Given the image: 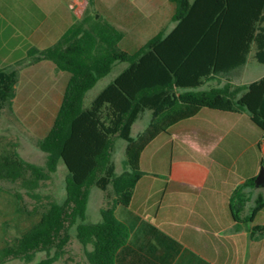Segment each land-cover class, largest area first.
Here are the masks:
<instances>
[{"label": "trees", "instance_id": "16d2710c", "mask_svg": "<svg viewBox=\"0 0 264 264\" xmlns=\"http://www.w3.org/2000/svg\"><path fill=\"white\" fill-rule=\"evenodd\" d=\"M169 1L174 4V27L153 35L133 52L120 47L123 32L93 10V0L56 42L28 49L32 62L51 60L69 77L49 130L34 140L45 153L43 164L22 157L18 140L0 138V181L25 189L36 200L28 212L39 215L0 247V264L11 259L31 262L38 252L45 256L34 264H52L66 254L72 227L89 264H114L129 235L115 209L130 203L143 174L142 150L159 133L201 108L246 112L264 134V75L249 83L220 77L245 64L251 53L264 63V0ZM117 61L127 66L84 106L86 92ZM17 80V69L0 66V116L15 95ZM212 81L216 84L207 86ZM147 111V124L133 136V123ZM116 138L126 142L125 169L119 174L112 159ZM60 160L67 168L61 202L39 191ZM254 178L236 186L230 197L234 220L247 226L250 234L263 230L253 223L264 207L263 194L242 216ZM93 186L104 192L105 200L100 219L86 222ZM14 195L21 198L16 190Z\"/></svg>", "mask_w": 264, "mask_h": 264}, {"label": "crops", "instance_id": "0c3cea01", "mask_svg": "<svg viewBox=\"0 0 264 264\" xmlns=\"http://www.w3.org/2000/svg\"><path fill=\"white\" fill-rule=\"evenodd\" d=\"M121 2V9L129 12L147 7L143 0ZM88 6L89 0H0V66L17 69L11 101L15 111L24 108L28 113L51 112L55 116L69 73L48 59L32 62L28 49H43L56 42ZM92 8L123 32L119 45L129 52L160 31L169 32L175 24L174 4L151 0L147 9L153 20L150 36L142 44L127 48V32L139 35L140 28L133 25L126 31L117 26L95 7V0ZM117 64L122 67L117 69ZM126 66V62L117 61L111 70L116 67L118 74ZM47 79L53 85L49 96L48 86L38 90L34 85ZM37 121L29 127L37 137H43L52 122L39 132L42 120L39 117ZM133 125V136L144 128L133 134ZM255 126L246 112L204 107L153 138L141 152L143 174L130 203L115 209L129 235L116 252L114 264H264V207L253 221L263 230L250 234L247 226H239L234 220L230 203L233 189L255 177L264 165V134ZM19 147L20 143V153ZM261 190L264 187L247 189L242 216Z\"/></svg>", "mask_w": 264, "mask_h": 264}, {"label": "rangeland", "instance_id": "374dc122", "mask_svg": "<svg viewBox=\"0 0 264 264\" xmlns=\"http://www.w3.org/2000/svg\"><path fill=\"white\" fill-rule=\"evenodd\" d=\"M120 1V2H119ZM136 1V0H132ZM151 0H143V4L147 7L143 11H124L121 9L123 3L121 0H95V7L101 10L108 18H110L117 26L129 31L133 25L140 28V34H129L127 32L124 39V46L127 48H133L138 44H142L145 39L151 34L152 17L151 13L147 10L149 8ZM166 14V11H163ZM127 18V19H126ZM170 22V21H169ZM27 60V57L25 58ZM122 64H117V69L121 68ZM116 67L104 77L100 78L94 87L88 90L84 97V106L89 105L96 93L107 84L110 79H113L116 72ZM68 73V72H66ZM264 75V63L258 62L250 54L248 61L245 65L228 73H221L220 77H230L236 83H249L255 79ZM216 84V81H212L207 84ZM35 89H43L44 86H48L47 96L51 94L52 84L48 81L34 83ZM47 87V88H48ZM12 101V100H11ZM39 117L42 121L41 132L46 130L52 122L54 114L49 112L44 115H36L28 113L24 108H18L15 111L10 102L4 109L0 116V138L18 140L20 143L21 155L36 164H43L45 160V153L35 146L34 140L37 138V133H33L29 127V124L39 123ZM150 117L149 112H145L133 125V134L136 131L141 130L148 122ZM256 130L262 132V130L256 125ZM125 140L116 138L114 143V150L112 159L115 163L116 173H120L125 169ZM67 174V168L62 160L58 162L57 170L53 173L51 180L45 182L40 187L41 193H51L58 201H63L65 198V177ZM14 190L20 193L21 198L17 199L14 195ZM261 194L264 195V190H261ZM104 192L93 186L90 190L89 199L86 207L85 221L96 222L100 219L99 209L104 203ZM36 203L35 198L27 194L25 189L19 187L17 184H12L5 181H0V247L5 245L9 239L14 235H17L26 230L31 224H33L39 217L38 214H30L28 211L33 208ZM72 237L66 246V254L63 258L53 262L52 264H89L86 255L84 253L81 243L77 240L75 235V229L72 227L70 230ZM90 248V245L88 246ZM44 252H38L36 257L31 262H25L20 259H11L2 264H34L37 260L44 257Z\"/></svg>", "mask_w": 264, "mask_h": 264}, {"label": "water", "instance_id": "95a60500", "mask_svg": "<svg viewBox=\"0 0 264 264\" xmlns=\"http://www.w3.org/2000/svg\"><path fill=\"white\" fill-rule=\"evenodd\" d=\"M255 187H264V165H261L254 178Z\"/></svg>", "mask_w": 264, "mask_h": 264}]
</instances>
